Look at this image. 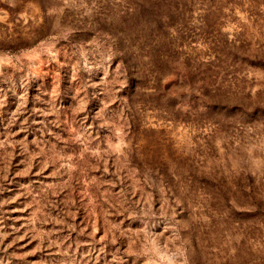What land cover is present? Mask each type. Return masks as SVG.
<instances>
[{
	"label": "rangeland",
	"instance_id": "1",
	"mask_svg": "<svg viewBox=\"0 0 264 264\" xmlns=\"http://www.w3.org/2000/svg\"><path fill=\"white\" fill-rule=\"evenodd\" d=\"M0 264H264V0H0Z\"/></svg>",
	"mask_w": 264,
	"mask_h": 264
}]
</instances>
